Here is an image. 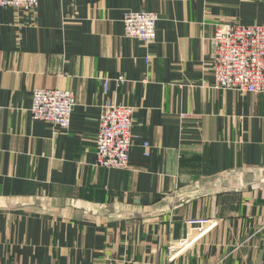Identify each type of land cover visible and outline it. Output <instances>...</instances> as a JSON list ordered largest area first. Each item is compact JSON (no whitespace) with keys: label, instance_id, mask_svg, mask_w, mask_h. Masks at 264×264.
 Returning a JSON list of instances; mask_svg holds the SVG:
<instances>
[{"label":"crops","instance_id":"0c3cea01","mask_svg":"<svg viewBox=\"0 0 264 264\" xmlns=\"http://www.w3.org/2000/svg\"><path fill=\"white\" fill-rule=\"evenodd\" d=\"M128 10L157 12L154 42ZM224 23L264 24V0L0 7V264H264V92L211 87ZM35 88L76 93L67 131L33 119ZM108 99L135 106L128 169L96 165Z\"/></svg>","mask_w":264,"mask_h":264},{"label":"built area","instance_id":"2783aa9c","mask_svg":"<svg viewBox=\"0 0 264 264\" xmlns=\"http://www.w3.org/2000/svg\"><path fill=\"white\" fill-rule=\"evenodd\" d=\"M39 0H0V7H11L34 13ZM157 12L125 11L123 23L125 35L138 38L146 44L157 36ZM214 51L211 66V87L218 90H234L242 93L264 92V24H218L212 36ZM103 90L109 89L110 79L100 78ZM119 82L124 77L118 78ZM78 103L73 90L59 88H35L30 109L35 120L49 123L58 132L70 128L72 113ZM135 106L120 104L108 99L102 106L99 131L95 140L96 165L102 168L128 169L133 132ZM146 149L149 144L145 143ZM208 218L188 219L192 228L211 226Z\"/></svg>","mask_w":264,"mask_h":264},{"label":"rangeland","instance_id":"374dc122","mask_svg":"<svg viewBox=\"0 0 264 264\" xmlns=\"http://www.w3.org/2000/svg\"><path fill=\"white\" fill-rule=\"evenodd\" d=\"M203 218H206V217H203ZM209 219V218H208ZM210 220V219H209ZM187 224H188V220H187ZM185 241H182L181 243L183 244Z\"/></svg>","mask_w":264,"mask_h":264}]
</instances>
